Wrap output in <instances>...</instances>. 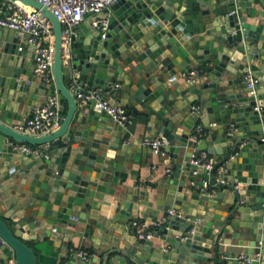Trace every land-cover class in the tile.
<instances>
[{
  "label": "water",
  "instance_id": "95a60500",
  "mask_svg": "<svg viewBox=\"0 0 264 264\" xmlns=\"http://www.w3.org/2000/svg\"><path fill=\"white\" fill-rule=\"evenodd\" d=\"M22 1L54 26L55 82L35 78L36 49L22 41L30 35L0 27V264H264V0H118L100 16L105 37L94 16L73 28L68 58L59 17ZM95 88L126 106L142 133L95 100L80 105L78 93ZM56 89L60 126L42 135L14 128L21 108L44 105ZM197 122L207 128L198 148L216 155L224 183L192 162ZM160 133L162 181L129 183L139 179L145 136ZM170 209L183 215L152 238L128 227L135 213L157 222ZM227 233L234 242L222 251ZM75 237L92 241L88 259Z\"/></svg>",
  "mask_w": 264,
  "mask_h": 264
},
{
  "label": "built area",
  "instance_id": "2783aa9c",
  "mask_svg": "<svg viewBox=\"0 0 264 264\" xmlns=\"http://www.w3.org/2000/svg\"><path fill=\"white\" fill-rule=\"evenodd\" d=\"M48 5L59 17L63 24V56L70 57L73 28L79 25L87 16L93 15L94 26H102L103 37L106 36V30L109 20L106 17L100 18L110 5L118 0H40ZM0 27L18 30L21 34L28 33L27 44H31L36 49V61L34 64V76L37 80L47 86H51L55 82L53 71V62L56 52V34L54 26L50 19L43 12L29 4H25L22 0H0ZM199 70L190 71L187 74L188 80H193ZM244 80L248 82L250 87H255L258 79L254 77L252 72H246ZM117 86L120 83H116ZM75 87V83L72 82ZM90 100H95V109L98 111L105 110L111 115L112 119L124 127H130L134 123L133 114L129 113L126 106L111 104L102 96L101 88H95L85 92L78 93V101L80 105H84ZM193 111H199L200 105L193 104ZM65 115L61 112V101L59 91L56 89L47 97L44 105H36L30 110V114L25 118L14 123V128L28 134L42 135L49 133L53 129L60 126ZM212 125V124H211ZM207 128L197 122L191 130V139L195 142L194 152L192 154V162L202 165L209 175L213 173L218 176V182L224 183L223 171L224 166L216 167V156L208 150H200L198 143L202 135L206 133ZM232 132H230L231 134ZM168 142L167 137L161 135L147 136L144 144L152 148L153 152L159 154L163 151V146ZM19 147L27 152H34L37 149L30 144H20ZM156 168V165L154 166ZM204 187L210 186V180L205 179ZM139 186V185H138ZM183 215L182 210L170 209L164 212L157 222L149 225V220L135 217L130 221V228L135 230L140 237L144 239L153 237V230L160 227L172 215ZM147 229H150L149 231ZM77 256L88 259L90 250L87 248H78L75 250Z\"/></svg>",
  "mask_w": 264,
  "mask_h": 264
},
{
  "label": "crops",
  "instance_id": "0c3cea01",
  "mask_svg": "<svg viewBox=\"0 0 264 264\" xmlns=\"http://www.w3.org/2000/svg\"><path fill=\"white\" fill-rule=\"evenodd\" d=\"M101 14L103 15L102 12H100V14L98 15H101ZM87 17H93V15H90ZM22 41L27 43V39H23ZM63 103L66 105V109H68V102L64 100ZM194 104H197V103H194ZM192 105L193 104H190V106ZM20 112L23 113V119H25L30 114V109L26 107L21 108ZM129 128L130 130L133 131L135 137H137L140 133H142V130H140L139 127H137V120L135 121V119H134V123ZM158 135H161V133ZM147 136L148 135H146L145 137ZM211 145H213L212 142H211ZM144 147L145 149H144L143 162L141 166H135L136 169H139L140 171L139 179H132V177H129L128 182L131 184H137L141 188H145V189L154 188L162 181V175L167 169H169V167L159 161L158 154L149 152L150 150L149 146L144 144ZM155 165H156V168H154ZM135 215H136L135 217L142 218V216H140L138 213H135ZM149 222H150L149 225H153L154 223L152 221H149ZM129 226H130V222L128 223V227ZM74 240L77 242V245L79 246V248H87L91 250L92 248L91 240L83 239L80 237H75ZM221 241H225L226 243L228 242L227 245L222 247L223 249L222 251H224V249L225 251L229 250V246L231 245L232 242H234L233 237L230 233H227L223 239L221 238ZM62 250L64 251L66 250V248H62ZM96 252L98 251L96 250ZM63 260L68 261L69 259L68 257H66V258L61 259V261Z\"/></svg>",
  "mask_w": 264,
  "mask_h": 264
},
{
  "label": "rangeland",
  "instance_id": "374dc122",
  "mask_svg": "<svg viewBox=\"0 0 264 264\" xmlns=\"http://www.w3.org/2000/svg\"><path fill=\"white\" fill-rule=\"evenodd\" d=\"M134 119H135V121H136V120H137V117H136V118L134 117Z\"/></svg>",
  "mask_w": 264,
  "mask_h": 264
}]
</instances>
